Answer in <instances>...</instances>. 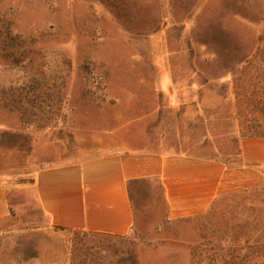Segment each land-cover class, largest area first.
<instances>
[{
  "label": "rangeland",
  "instance_id": "374dc122",
  "mask_svg": "<svg viewBox=\"0 0 264 264\" xmlns=\"http://www.w3.org/2000/svg\"><path fill=\"white\" fill-rule=\"evenodd\" d=\"M163 73L209 82L264 133V0H0V264H264V183L193 218L152 202L124 235L57 228L38 206L36 168L94 148Z\"/></svg>",
  "mask_w": 264,
  "mask_h": 264
},
{
  "label": "crops",
  "instance_id": "0c3cea01",
  "mask_svg": "<svg viewBox=\"0 0 264 264\" xmlns=\"http://www.w3.org/2000/svg\"><path fill=\"white\" fill-rule=\"evenodd\" d=\"M134 89L155 90L156 98L96 135L91 150L36 168L34 198L52 226L124 235L152 202H161L168 219L193 218L222 194L264 183V133L245 126L238 100L214 95L209 82L176 81L167 73ZM223 104L230 113L214 114ZM220 138L232 148L217 144ZM9 213L0 179V219Z\"/></svg>",
  "mask_w": 264,
  "mask_h": 264
},
{
  "label": "trees",
  "instance_id": "16d2710c",
  "mask_svg": "<svg viewBox=\"0 0 264 264\" xmlns=\"http://www.w3.org/2000/svg\"><path fill=\"white\" fill-rule=\"evenodd\" d=\"M86 233L88 234V235H95V234H98V235H107V236H111L110 234H104V233H94V232H87L86 231Z\"/></svg>",
  "mask_w": 264,
  "mask_h": 264
}]
</instances>
